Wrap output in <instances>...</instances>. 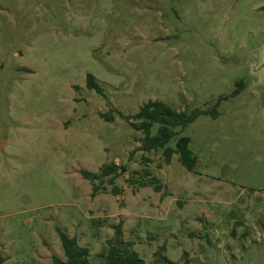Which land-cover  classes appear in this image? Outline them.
I'll return each mask as SVG.
<instances>
[{"label": "rangeland", "instance_id": "1", "mask_svg": "<svg viewBox=\"0 0 264 264\" xmlns=\"http://www.w3.org/2000/svg\"><path fill=\"white\" fill-rule=\"evenodd\" d=\"M263 61L264 0H0L2 264L65 260L56 228L100 264L119 224L145 264L161 247L174 264H264ZM149 101L210 112L169 143L190 138L192 171L141 150L125 117ZM111 163L92 197L81 171ZM147 172L160 192L134 184Z\"/></svg>", "mask_w": 264, "mask_h": 264}, {"label": "trees", "instance_id": "2", "mask_svg": "<svg viewBox=\"0 0 264 264\" xmlns=\"http://www.w3.org/2000/svg\"><path fill=\"white\" fill-rule=\"evenodd\" d=\"M87 87L90 90L96 91L98 94L103 95L104 90L97 82L96 78L88 74ZM238 93V90L234 92V95ZM219 102L212 108V115L216 117L217 107ZM210 114L209 111L195 110L191 113L181 112L177 113L168 104L161 101H149L145 103L139 110V112L133 117H125L129 125L145 134L144 143L141 150L145 152L157 151L162 149L166 162L169 164L174 154L179 155V160L182 165L189 171H192L196 165L197 158L189 149L190 138L180 137L177 140L176 147H169L170 141L178 134L175 131L176 128L185 130L188 125L195 122L201 115ZM157 125V133L152 136L151 130ZM118 166L115 163L103 165L99 174H95L86 170L81 171L83 179L89 181L92 184V197H95L99 191L104 190V179H109V185L114 184V179L118 174ZM150 174L147 172L146 178L140 181L134 182L141 188L153 187L155 192L162 190L161 184L157 183L158 178L149 179ZM147 179V180H146ZM113 195L120 194V189L114 187L111 191ZM114 228V236L106 242V247L103 252L98 255L100 264H145V261L141 258L140 254L133 250L134 243L125 242L122 238L123 230L122 224L116 225ZM61 246L65 255V260L57 257L53 258V264H93L91 261V252L89 248L79 246L78 239L76 237L68 236L60 228H56ZM165 248L161 247L158 252L155 253V264H174L168 260L163 253ZM2 264V260H0Z\"/></svg>", "mask_w": 264, "mask_h": 264}, {"label": "water", "instance_id": "3", "mask_svg": "<svg viewBox=\"0 0 264 264\" xmlns=\"http://www.w3.org/2000/svg\"><path fill=\"white\" fill-rule=\"evenodd\" d=\"M261 69H264V61H263L262 65H261Z\"/></svg>", "mask_w": 264, "mask_h": 264}]
</instances>
